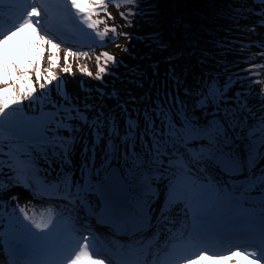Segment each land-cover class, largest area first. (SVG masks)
I'll list each match as a JSON object with an SVG mask.
<instances>
[{"label":"snow or ice","instance_id":"6c2138e0","mask_svg":"<svg viewBox=\"0 0 264 264\" xmlns=\"http://www.w3.org/2000/svg\"><path fill=\"white\" fill-rule=\"evenodd\" d=\"M65 2L83 25L96 30L99 38L107 37L109 31L116 32L114 27L103 31L97 28L101 21L94 14L107 8L104 0ZM258 2L264 5V0ZM21 3L28 4V0H0V20L6 12H18ZM125 3L137 6L136 12L128 15L138 17V29L141 21L156 29L159 11L155 3ZM259 14L264 15V9ZM39 17L40 8L28 4L19 22L2 33L0 45H7L23 29L40 24L39 19L34 21ZM173 26L180 31L184 48L165 57L168 67L164 72L160 70L161 62L152 56L157 51H167L171 43L156 29L143 34L142 42L148 51L139 57L141 63L123 65L122 60L103 53L106 59L115 61L116 68L125 67L122 75L108 73L116 76L122 87H108L103 81L108 70L100 64L97 78L102 87L82 88L84 95L69 91L67 80L57 77L51 69L45 74L32 64L29 67L36 69L41 81L37 99L38 90L27 72L20 74L13 64L11 71L17 73L14 84L6 59L0 57V84L6 85L0 88V190L24 186L13 183L18 170L15 161L6 155L7 150L31 166L26 178L34 177L40 185L30 182L27 186L34 198L63 201L67 207L81 211L95 210L98 201V216L143 228L151 223V204L159 198L157 193L163 186L165 200L155 216L154 227L169 234L163 242L168 255L161 258L158 254L153 264H181V260L199 264L207 251L195 253L193 261L177 250L219 239L224 235L223 228L239 229L256 241L244 246L243 252L242 246L236 245L232 255L254 257V264H262L264 90H255L250 77L230 72L229 65L222 63L224 58L200 48L192 39L191 25L182 17H177ZM37 35L41 44L59 49V44L39 30ZM73 55L76 53L69 48L67 56ZM194 56L202 71L194 77L193 87L186 83L191 65L174 62ZM49 59L56 66L59 57L53 55ZM70 70V66L64 67L65 73ZM80 70L92 76L90 70ZM54 81L56 86L49 91ZM25 101L29 103L25 105ZM108 101L113 103L109 105ZM12 106L16 108L9 113ZM77 155L79 167L75 163ZM5 207L0 202V209ZM67 207L57 204L56 208L39 214L34 211L32 215L25 208H13L9 216L14 219L7 225L8 246H4L5 233L0 232V251L11 264H105L107 257L99 259L101 254L90 250V244L95 247L94 239L81 238L70 254L63 255L66 242L78 232L79 223L65 215ZM3 217L4 212L0 211V224ZM181 224L190 226V230L181 228L183 237L177 239L172 233ZM156 238L159 240V236Z\"/></svg>","mask_w":264,"mask_h":264},{"label":"rangeland","instance_id":"374dc122","mask_svg":"<svg viewBox=\"0 0 264 264\" xmlns=\"http://www.w3.org/2000/svg\"><path fill=\"white\" fill-rule=\"evenodd\" d=\"M243 3L237 4V6H248V4L242 0ZM105 4L107 5L106 9H100L97 14L98 15H105L103 17V20L96 18L101 21L100 24L97 25V28L99 31H103L105 28H113L115 27L116 32L113 33L109 31L107 37L105 38H99L96 36V30L95 29H88L86 25H83L82 22L78 20L77 17H75L74 12L70 10V6L65 2V0H28V4H34L41 10V17L34 18V21L36 19L40 20V24L35 25V27H27L23 29L21 32L17 33V35L13 36L7 43V45H0V57H4L7 61L9 72L13 76V83L15 84L14 77L17 75V73H12L11 66L13 65V53L15 50L16 44L20 45L22 44L26 50L30 51V60L25 61L21 65H16L17 68L20 69V74H23L24 72H27L28 76L31 77L32 81L34 82L35 87L37 88V99L40 98V89L39 84L40 80L35 79L36 78V69L33 67H29V65L35 64L39 67L40 71L45 73L47 70L51 69V71L57 76L60 77L62 80H67V88L69 91L75 94L84 95V93L81 91L82 88L88 89L92 87H102V82L100 79L97 78L99 65L103 64L107 68V72L103 74V81L108 84V87L111 88L113 84H115L116 87H122V85L119 83V81L116 79V76H110L109 72H115L116 75H122L125 72V67L121 66L119 68L115 67V61L108 60L103 56V53L107 52L113 57L116 58V60H122L123 65L131 66L136 63H141L139 58L132 59L131 57L124 54V51L116 52L114 50L117 46L118 49H121V46L124 48V43H121V39H126L128 37L131 38L134 36L131 32L134 29V27H125L121 26V19L118 16V14H115V17L111 18L110 15L113 5V0H104ZM28 4L21 3L17 7L19 9L18 12H16L14 15H9L7 12L5 13V17L3 20H0V39H3L2 33L7 32L15 23L19 22V17L21 12L28 8ZM7 6V2H6ZM250 5L249 7L255 8L257 11L256 15L262 16V21H264V15L259 14L261 12V7H264V5L259 4V6ZM123 10L125 5L122 4ZM264 9V8H263ZM106 12L107 16L106 17ZM123 14L126 15V12L123 11ZM129 15L127 14L126 22L130 21V18H128ZM260 22L258 26H253L251 29L246 28V30H250V48L254 49L255 52H257L261 57L258 63L254 64V69H249V76L252 81V86L255 90H264V23ZM51 24V28H49L46 23ZM128 23V22H127ZM131 25L132 23H128ZM52 27H57L61 32L66 33L67 35L74 38L73 44H63L62 42H59L57 40H54L49 36L47 33H53ZM125 27V28H124ZM39 30L41 35H47L49 39H52L54 43L59 44V49H54L51 44H41L39 42V36L37 35V31ZM221 32H224L223 29H221ZM126 34V35H125ZM225 34H223L224 36ZM141 37V35H140ZM136 39L137 35H136ZM136 39H132L133 41H136ZM21 45V46H22ZM71 48V50L76 53V55H73L71 57L67 56V52ZM229 54H233V48L229 49L228 47H225ZM79 53H86L87 55H80ZM53 55H58V63L56 66H52V62L50 61L49 57ZM141 56V55H140ZM99 57V61L97 58ZM154 60V58H152ZM263 60V61H262ZM146 63V62H145ZM70 66V72L65 73L64 67ZM81 67H84L91 71L92 76H87L86 74L81 72ZM161 72L165 71V69H161ZM149 75H151V71L149 70ZM247 75V74H245ZM6 85L0 84V88L5 87ZM56 86V82H53L52 86H49V91L54 89ZM157 87H159V80H157ZM145 88H147V84L145 85ZM140 92L137 91V95H139ZM29 102L25 101L24 104L27 105ZM113 101H108V104L111 105ZM11 108H16V106H12ZM122 123V122H121ZM79 152V147H78ZM6 155L10 158H12L15 161V167L17 168V177L13 180L14 184L20 185L23 184L24 186H16L11 187L9 191L2 192L3 199L0 202H3L6 204V207L4 209H0V211L4 212L3 217V224H0V232L5 233V239H4V246H8V222L10 219H14V217H10L9 213L13 211V208L19 207V208H25L28 211L29 215H32L35 211L37 214H39L41 211H45L49 208H56L57 204L61 208L64 207L63 201H56L53 200L51 202L34 198L33 194L27 190V185H25V179H26V173L28 169L31 167L30 165L25 164L19 157H16L12 152H8L6 150ZM75 163L77 167H79L80 163V157L77 155L75 157ZM5 164H7V160H5ZM46 167V166H45ZM28 179V178H27ZM26 179V180H27ZM32 179H35L32 177ZM3 183L6 185L8 183V174H7V168H5V177ZM39 184V182H38ZM40 186V185H38ZM163 188L162 186L160 187ZM159 198L155 200V202H159ZM94 200L95 197H92ZM61 204H60V203ZM99 202L97 201V208L95 210H89V211H81L78 208L75 210H70L69 212H65V215H71L72 219L74 221H78L79 223L76 224V228L78 229V232L74 233L76 237H79V240L81 238H87L89 241L95 240V247L94 249H97L98 251H102V243L99 239L105 238L104 241H108L110 244L111 242L114 244H117L120 248L124 247L125 249L133 248L135 250L140 251V256L143 258V264H153V262H148L144 259H148L150 257V253L152 251V247H150L147 244H142L144 242V238L149 237L148 234L145 233L146 230H150L153 225L156 224L155 215L151 216V223H146L143 228L138 227L134 223L131 225L124 224V223H114L113 221L108 222L106 218L107 216L100 217L97 215V212L99 210L98 208ZM82 212V213H81ZM77 214H80L79 218H76L75 216ZM22 215V214H20ZM109 220V219H108ZM120 225L124 229L127 228L128 230L122 232ZM137 227V228H135ZM147 231V232H148ZM88 232V233H87ZM87 233V234H86ZM145 233V234H144ZM162 233V232H161ZM166 238H162L160 236V239H154L157 244H159V248L153 247L154 252H160L162 251L167 256L168 253L165 251V244L163 243L168 238V233L166 232ZM168 234V235H167ZM163 235V234H162ZM173 235L180 239L182 237L179 233H174ZM151 238V237H150ZM75 245V244H74ZM117 247V248H119ZM186 247L179 248L178 254L183 257H190L193 258L194 255L192 254V249H188ZM92 245L90 244V250H94ZM9 255H11V252H9ZM209 257V256H205ZM227 257H235L232 255V253L225 254V256L222 255V257H212L211 259L208 258L210 262L217 261L220 258H227ZM255 258L254 257H248L247 260L241 261L240 263L245 264H254ZM0 264H11V261L6 257L3 251H0ZM181 264H185L184 260H181ZM204 264V263H199ZM210 264V263H205ZM264 264V263H262Z\"/></svg>","mask_w":264,"mask_h":264},{"label":"trees","instance_id":"16d2710c","mask_svg":"<svg viewBox=\"0 0 264 264\" xmlns=\"http://www.w3.org/2000/svg\"><path fill=\"white\" fill-rule=\"evenodd\" d=\"M248 6H237L239 3H243L242 0H148V2L155 3L159 11L158 24L156 29L163 32L164 39L171 43V47L164 52L157 51L152 58L160 61L161 69H167L168 65L165 63V57L174 51H178L184 48V40L180 31L173 26V21L177 17H182L187 23L191 25L192 39L196 40L200 48H206L217 55L218 58H224L222 63L229 65V71L232 73L239 72L241 77H250L249 69H254V64L260 60V55L255 52L254 49L250 48V30L244 31V29H251L253 26H258L262 21V16L256 15L257 11L255 8L249 7L250 5L259 6L258 0H244ZM119 4V7L117 6ZM122 4L125 5L124 10ZM254 6V7H255ZM263 9L264 7H261ZM137 6L133 3H125V0H113V5L110 17H115V14L121 19L120 25L125 27H136L138 17L135 15H129L132 23L129 25L126 22V17L129 12L135 13ZM123 11L126 15H122ZM106 12V17L107 13ZM105 16V15H104ZM103 15L94 14V18L103 20ZM141 26L138 30H133L131 33L137 35L136 41H133L130 37L121 39L123 46L118 49V45L115 47L116 52L124 51V54L137 59L143 53H146L148 49L142 42V37L145 32L154 31L156 29L149 28L146 24L141 21ZM124 27V28H125ZM115 28V27H114ZM221 29L224 32H221ZM223 34H225L223 36ZM141 35V37H140ZM216 45V47H214ZM225 47L234 49L233 54H229ZM127 50V51H126ZM263 61V60H262ZM181 66L191 65V72L188 75L187 84L195 86L194 77L199 75L202 71L200 66H197L196 57H192L190 60L187 58H181L179 61H175ZM207 67V66H205ZM245 70V71H241ZM164 72V71H163ZM247 74V75H245ZM37 79V77L35 78ZM38 80V79H37ZM247 82V81H245ZM236 89L234 88L233 91ZM231 95V93H229ZM183 95V93H181ZM27 179V178H26ZM25 179V185L34 183L38 184L36 179L28 178ZM40 187V186H38ZM163 187V186H162ZM166 189L160 188L157 193L160 196L159 202L151 205L152 214L156 216L161 203L165 200ZM92 199V197L90 198ZM66 208L65 202H63ZM69 210H75L71 207H67ZM153 234L160 230L159 227L152 226Z\"/></svg>","mask_w":264,"mask_h":264},{"label":"bare ground","instance_id":"6f19581e","mask_svg":"<svg viewBox=\"0 0 264 264\" xmlns=\"http://www.w3.org/2000/svg\"><path fill=\"white\" fill-rule=\"evenodd\" d=\"M55 35H58L57 32H53V35H49L51 38H53L54 40H57L59 42H62L63 44H68L67 42L70 41L69 39H65L63 37H60V38H56ZM73 38V37H72ZM22 44H16L15 46V50H14V53H13V57H12V60H13V64L14 65H21L23 64L25 61H29L31 56H30V51L29 50H26V48L22 45ZM185 225H182V227H184ZM159 236V235H157ZM160 238V236H159ZM79 240V237H76L74 234H73V237L70 238L67 242H66V245H65V249H64V252H63V255L67 256L68 254H70L75 248H76V241ZM81 240V239H80ZM106 243L108 244L109 247L110 244L108 243V241H106ZM75 244V245H74ZM247 256L245 255H235V257H227V258H220L219 260L217 261H212L210 262L208 260V258H204L202 260L199 261V263H210V264H245V263H240L241 261H245L247 260ZM100 259V258H99ZM193 261H195V256L192 258ZM107 264V263H105Z\"/></svg>","mask_w":264,"mask_h":264},{"label":"water","instance_id":"95a60500","mask_svg":"<svg viewBox=\"0 0 264 264\" xmlns=\"http://www.w3.org/2000/svg\"><path fill=\"white\" fill-rule=\"evenodd\" d=\"M13 109H15V108H10V109L8 110V111H9V113H11Z\"/></svg>","mask_w":264,"mask_h":264}]
</instances>
